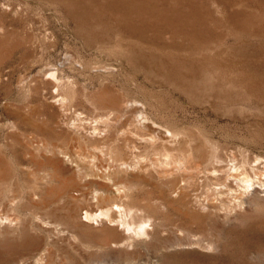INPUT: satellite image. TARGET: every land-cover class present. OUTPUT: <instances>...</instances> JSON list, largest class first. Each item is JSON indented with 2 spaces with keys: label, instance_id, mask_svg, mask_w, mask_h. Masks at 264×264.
I'll use <instances>...</instances> for the list:
<instances>
[{
  "label": "rangeland",
  "instance_id": "374dc122",
  "mask_svg": "<svg viewBox=\"0 0 264 264\" xmlns=\"http://www.w3.org/2000/svg\"><path fill=\"white\" fill-rule=\"evenodd\" d=\"M244 172L264 0H0V264H264ZM114 204L148 219L132 248L78 223Z\"/></svg>",
  "mask_w": 264,
  "mask_h": 264
},
{
  "label": "bare ground",
  "instance_id": "6f19581e",
  "mask_svg": "<svg viewBox=\"0 0 264 264\" xmlns=\"http://www.w3.org/2000/svg\"><path fill=\"white\" fill-rule=\"evenodd\" d=\"M54 75V74H53ZM54 77V76H53ZM61 81V80H60ZM58 83V82H57ZM58 86V85H57ZM175 131V130H174ZM172 133V132H171ZM165 135V134H164ZM169 136V135H168ZM175 137V136H174ZM169 157V156H167ZM169 159V158H168ZM163 162V160H161ZM165 161V160H164ZM124 163V162H123ZM167 163V162H166ZM235 166V165H234ZM233 166V167H234ZM217 171V170H216ZM251 172V171H250ZM258 174V173H257ZM260 174V173H259ZM213 176V175H212ZM253 176V175H252ZM233 177V176H232ZM243 183L244 186L250 187L253 185V183L257 182L260 185L264 186V182L262 180H260V178L257 176L251 177L248 172H244L243 176L239 178ZM254 179H257L258 181H255ZM222 191V190H221ZM241 191V190H239ZM225 192V191H224ZM85 195V194H84ZM96 197V195L94 196V198ZM244 200V199H243ZM237 205V204H236ZM239 205V204H238ZM81 206V205H80ZM113 207L111 208H107L106 210L103 209V211H100L99 213L97 212H93L91 209H85L83 210L84 212H81V216H85L84 218L80 216V218H78V223L82 226L85 227H92L91 225L95 224V222L98 224V222H100L101 224H103V226H105V228H108V234L112 235V234H116L117 232L122 236L120 238V245H124L127 247H131L129 246V241L132 242L130 239V237H132L130 233L133 232L134 235H147L146 231V221L148 220H144L142 222H140V224L136 225L135 227H133V222L131 220L128 221V219L126 218L129 214V212H131V208L127 207L122 208V206L120 207L119 204H114L112 205ZM79 207V206H78ZM77 207V208H78ZM125 207V206H124ZM238 207V206H237ZM80 208V207H79ZM134 208V207H133ZM81 209H83V206L81 207ZM80 209V210H81ZM136 209V208H135ZM100 210V209H99ZM102 210V209H101ZM138 210V209H137ZM134 211V210H132ZM140 211V210H139ZM229 211V210H228ZM141 212V211H140ZM72 213V212H71ZM75 213V212H74ZM73 213V214H74ZM138 213V212H137ZM227 213V212H226ZM136 214V213H135ZM142 214V213H141ZM144 214V213H143ZM147 214V213H146ZM69 215V214H68ZM139 215V214H138ZM76 216V215H74ZM78 216V215H77ZM132 218V215H130ZM135 217V216H134ZM142 218V216H141ZM140 218V219H141ZM138 219V218H137ZM139 219V220H140ZM77 221V220H76ZM113 224L114 226H110L112 225L111 222H114ZM141 221V220H140ZM71 222V221H70ZM149 222V221H148ZM147 222V223H148ZM72 223V222H71ZM77 223V224H78ZM111 223V224H110ZM78 224V225H79ZM116 224V226H115ZM149 224V223H148ZM69 225V224H68ZM71 225V224H70ZM73 225V224H72ZM76 225V224H75ZM101 226V225H100ZM76 227V226H75ZM148 229V228H147ZM99 230V229H98ZM103 236V235H102ZM99 238V237H98ZM128 238H130L129 240H127ZM82 240V239H81ZM93 240V239H92ZM101 240V239H100ZM127 240V241H126ZM134 240V239H133ZM92 242V241H91ZM117 242V241H116ZM90 243V242H89ZM191 243V242H190ZM131 245V244H130ZM94 247V246H93ZM123 247V246H122ZM132 248V247H131ZM37 250V249H36ZM134 257V256H133ZM39 258V257H38ZM135 260V259H134ZM40 261V260H39ZM38 261V262H39ZM35 262V261H34ZM39 264V263H38ZM41 264V263H40ZM50 264V263H49Z\"/></svg>",
  "mask_w": 264,
  "mask_h": 264
}]
</instances>
